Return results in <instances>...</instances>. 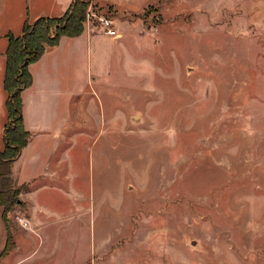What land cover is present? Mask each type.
I'll return each instance as SVG.
<instances>
[{
  "label": "rangeland",
  "instance_id": "1",
  "mask_svg": "<svg viewBox=\"0 0 264 264\" xmlns=\"http://www.w3.org/2000/svg\"><path fill=\"white\" fill-rule=\"evenodd\" d=\"M121 15L140 34L89 54L67 191L42 199L57 209L53 264H264V0Z\"/></svg>",
  "mask_w": 264,
  "mask_h": 264
},
{
  "label": "crops",
  "instance_id": "2",
  "mask_svg": "<svg viewBox=\"0 0 264 264\" xmlns=\"http://www.w3.org/2000/svg\"><path fill=\"white\" fill-rule=\"evenodd\" d=\"M96 1L113 7L118 13L138 14L148 0ZM71 2L0 0V149L5 145L4 130L8 120V91L4 78L9 34H21L26 21L63 14ZM118 13L113 18L121 38L107 34L97 21L91 20L85 22L80 34L61 36L57 44L48 47L29 64L33 81L22 91V99L24 123L31 137L12 164V184L26 183L28 187L20 193V200L24 203L19 208L14 205L5 211V207L0 205V264H53L57 259L59 242L54 233L58 220H51V213H56L57 209L48 208L42 199L47 190L67 191L66 152L72 148V135L80 130V126L75 124L73 108L81 94L85 93L86 80L83 76L89 54L94 52L97 62L104 61L107 53H115L117 47L126 45L130 32L140 34L134 21ZM126 47L128 51L129 47ZM126 57L133 59L129 52ZM134 60L139 61L135 57ZM69 159L72 163L73 158L70 156ZM74 184L71 181L70 185ZM70 190L78 191L76 188ZM75 206L78 212L83 210V204L76 202ZM17 213L25 215L29 220L28 226L24 227L17 221ZM76 216V212L70 214L71 218ZM89 256L87 254L84 263ZM37 259L41 261L37 262Z\"/></svg>",
  "mask_w": 264,
  "mask_h": 264
},
{
  "label": "trees",
  "instance_id": "3",
  "mask_svg": "<svg viewBox=\"0 0 264 264\" xmlns=\"http://www.w3.org/2000/svg\"><path fill=\"white\" fill-rule=\"evenodd\" d=\"M89 2L72 0L63 14L26 21L21 34H9L4 78L8 120L4 130L5 145L0 149V205L5 211L22 203L20 193L28 187L26 183L12 184V164L31 137L24 123L22 99V91L33 81L29 64L48 47L57 44L61 36H75L84 30Z\"/></svg>",
  "mask_w": 264,
  "mask_h": 264
},
{
  "label": "built area",
  "instance_id": "4",
  "mask_svg": "<svg viewBox=\"0 0 264 264\" xmlns=\"http://www.w3.org/2000/svg\"><path fill=\"white\" fill-rule=\"evenodd\" d=\"M91 20L97 21L104 29V31L114 37L120 36V32L117 29L116 23L113 17L107 16L100 12L95 11L90 7L87 11L86 22L89 23ZM17 218L24 224H28V219L22 215H18Z\"/></svg>",
  "mask_w": 264,
  "mask_h": 264
}]
</instances>
